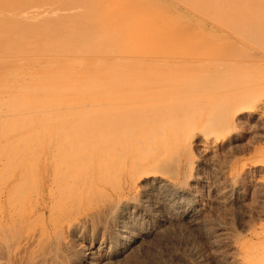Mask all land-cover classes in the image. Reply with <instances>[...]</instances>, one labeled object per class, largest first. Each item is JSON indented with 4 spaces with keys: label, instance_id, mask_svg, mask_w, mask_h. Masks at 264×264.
Returning <instances> with one entry per match:
<instances>
[{
    "label": "bare ground",
    "instance_id": "obj_1",
    "mask_svg": "<svg viewBox=\"0 0 264 264\" xmlns=\"http://www.w3.org/2000/svg\"><path fill=\"white\" fill-rule=\"evenodd\" d=\"M116 1L59 0L56 3V0H48L47 2L46 0H0V104L2 105L4 103L8 105L9 100L15 98L20 99H15V101L13 102L16 103L8 105L7 107L0 106V117H7L11 120H14L12 118L16 119V117L20 120L26 119V121H24L27 122V124H30V122L27 121V115L31 116L35 121H37V119L35 118L38 117V114H43L45 113V111H48V113H56L57 117L59 118V116H61L62 114V107H65L61 106V103L66 96H70V101L75 99L80 100L81 97L78 98L77 95H85V92L84 94H82L83 91L81 88H85L87 91L88 88L86 87H95L96 85L104 86L106 84L108 88L103 89L104 87H101L102 91H105L107 89L105 91L106 94L109 93L108 89L115 88L112 89L111 95L107 94L110 95L108 96L109 105L107 103V105H105V102H102V104L104 103L105 105L103 106V108L102 106H95L93 108L94 110H91L92 108L90 107V110L92 112H89L88 114H92L91 116H93L91 118L92 123H88V121L86 122L87 124L91 123L92 125H94V129L99 126L97 125L98 123H96V121L98 119H101L100 117H103L104 121L107 122V125L103 124L104 128L106 126L103 132H101L102 129H97L96 134L99 136L97 138L95 136V142L90 141L93 142L92 148L91 145L89 146L90 149H93L94 147L98 146V143L96 144V141L99 142V139H103L101 142L105 141L106 145H102L103 147H105V150H96L94 148V151H90V149H86L87 147L84 145L85 149L82 150L80 148V150H65L58 152V155L60 156L59 163L62 165H66L63 166V168L65 167V170L70 166L75 167L78 170L77 172H73L72 174L67 173L69 174L68 179L65 181L63 180L62 183L59 182L61 184L59 188L60 190L59 192L57 191V193L55 191V196H53V199L51 198V200H53L54 202V205L52 207H56L59 212L55 209V215L53 214V212H51V215L53 216L49 217V219L52 221L57 220V216L63 219L62 223V219L59 218V223L61 222L62 224H57V220L56 225H60L59 229L55 228V222L53 223L54 225L51 224L52 227L54 226L53 228L56 232L55 236L59 241L65 234L77 236L80 233V230L83 229V226H91L97 220H99V222H104L105 226H110L113 233L111 236L109 235L110 237H108L107 241H105V247L110 249L107 250L106 248L105 250L109 251L110 255H118L122 252L126 253L127 250L131 249L130 246H133L131 244H133L138 237V234H136L134 230L136 225L141 223L140 221L153 220V223L158 227H161L162 231L165 230V225L167 223L172 222H180V224H178L180 225L179 227L189 229L187 231L194 229L196 225H198V221L202 217L199 218L200 215H198V217H195L194 211H196L197 209H195L194 206H190L191 202L189 204L187 203V196L190 194L187 182L185 181L186 178H184L187 162H183L184 160L179 161V155L177 154L179 152V149L182 148L186 142L190 144L197 141L196 143L202 144L209 149L220 144V136L217 137L218 135H209L208 131L205 130L207 126L209 127V125L206 126L208 122L209 124L215 123V121H211L214 120V116L216 117V112H218L219 114V111L225 109L227 112L228 109V107L221 105L223 107L219 108L218 111H216V106L219 105L220 102L222 103V101L218 102L216 98L215 102H212L214 101L212 100V98L215 99L214 96L219 97V95L216 94V92L218 93L219 91H217V88L215 87H219V85L222 86L219 82L220 79L223 78V80H221L223 82L227 81L226 83H224L226 84L225 86L227 87V90H229L226 99L231 104L230 107H233V114L235 113L236 115H239L246 113L247 116H253L255 114L259 115L260 113V117H262V112L260 111L263 110L264 107V86H260L264 82V78H262V75H264V64L261 65V67L259 66V69L261 68L260 72H256L255 70L257 68L255 69L252 67L256 66L254 64H250V67H252L253 70L255 69V72H253V70H250L249 68V71H247V69L244 72L242 71V73L249 72L254 74L252 77L253 80L250 76H248L249 78H251V81L247 80L246 82H239L241 78L240 76H237L234 79L240 78L237 80L238 83L234 79H232L234 77L233 75H239L237 71H234L235 69H233V71L231 69L229 70V72L232 71L235 73H232L233 77L231 76V78L228 77L231 75V73L228 74V71L227 73L226 71L224 72L225 69L221 67L228 66L229 68V65H220L219 68L217 67V65H215V67H211L213 69L210 68L211 64L224 60L230 54V52H243V48L245 47H243L238 42L246 43L248 46L251 45L253 51L254 48L257 47L260 49H264V11L262 12V10L264 9V0H177V2L182 5H187L190 9L198 14V17H196V19H193V22L190 23L191 25L194 24L192 29H194L196 32L192 29L186 31V23L183 24V28L179 25L180 29L178 28V31L175 30V27L172 24V22L174 23V20L172 21L173 13L170 11H162L161 8H158V6L154 5L156 1L153 4V2H150L149 0H147V3H145L146 0H142L143 2L145 1V5L139 6L141 5V0H119L120 6L116 4L119 7H117L118 10L115 9L114 12L110 10V6L113 2L117 3ZM59 2H61V4H59ZM63 2L64 5H62ZM146 4H151V6L147 5V9L145 11ZM143 6L144 10L142 12L139 11L140 7ZM108 8L110 10V13L107 15ZM79 9L81 10L80 12L78 11ZM95 9L99 14L97 19L98 21L96 20V22L92 19V17H90L92 16L91 10ZM260 9L262 13L260 12ZM96 11L93 12L96 13ZM143 12L145 14L144 16H147L146 19L148 20V23L146 24L147 27H145L147 28L145 30V34H143L142 32V24H144L145 21L147 22V20L144 21V19L142 18ZM105 14L107 16H105ZM223 14L226 15V17H224ZM262 14L263 16H261ZM205 15H210V18H208L211 19L210 21L214 24V26L217 27L218 30L210 31L203 25V21L205 20L202 18L206 17ZM100 16H102V18H105L102 19ZM223 30L231 31L235 35V38L238 40V42L234 39L232 41H229L227 44H220L219 42L221 39V32H223ZM213 33H215V37H211L210 43L207 44V42L205 41L206 38L203 37L206 35H212ZM256 51H258V53L260 54L259 49L255 50V52ZM156 52L211 53L207 54L206 56H198L193 62L190 61V67L188 66L181 71L178 70L166 74L161 79H157V77L154 76H157V73L159 72L151 70L155 66L157 67H155L153 70L158 69L159 62L161 64H167L172 60L180 57V55L175 53H168L160 58H157L158 54H156ZM257 59L258 58H256V60ZM262 59L263 58L261 57L260 60ZM256 60L254 61L256 62ZM143 65H146V67L150 70L146 71L147 69H143L146 68ZM202 66L209 67V72L206 71L207 69H205V74L193 73L195 69L198 70ZM140 69L142 70V72ZM214 69H216L215 73H213L212 71ZM222 69L223 72H221ZM147 72H149L148 74L154 72V74L148 75L146 74ZM209 73L210 77L212 76V79H208L207 74ZM256 73L258 76H260L259 73H261V79H263L261 80V82L259 79H256L258 82H260V84L258 85L253 82L255 80L254 78H257V76L255 75ZM225 74L226 76H221ZM215 75H218L217 77H220V79L216 80L217 77ZM208 80H210V82ZM212 83H215L213 85L217 86L213 87ZM230 83L231 86L228 87V84ZM158 84H162L165 87L169 88H173L176 86L182 87L191 84L193 86L201 85L198 86L201 88H198L197 86L196 87L200 90L203 89L202 93L203 91L205 92L206 90H208L210 87H212L214 90L216 89V92L212 90L214 94L211 91L208 92L209 95L205 92L208 96L214 95L213 97H211V101L209 102L210 104H214V108L211 107L213 106L212 104L211 106H209L210 104L207 102L208 97L206 99L207 95H202V97L201 95L199 96L201 98H205L206 100L200 99L198 97V99L196 98L197 101L188 97L191 102L195 101V104H198V100H202V102L205 101V105L203 103L201 104H203L205 108L206 105L209 104L208 106L210 108H208L211 109L210 113L214 114L210 115L209 109H207V114L201 115L200 112L199 117L195 118L192 124H189L188 121L184 120V118L186 119V117L188 116L192 118V116L189 114L185 115L188 111V105H182V103H179L180 101L176 103L172 102V100H168L169 98L167 100H164V98L166 99V93L163 92L165 90L162 88L163 91H161V85L159 86ZM155 85L157 88V90L155 89L156 91L154 90ZM202 85L204 86V88ZM97 86L95 88L93 87L95 91ZM193 86L191 87V89L194 91ZM207 87L209 88L207 89ZM89 89L94 91V89L92 88ZM222 90L223 92L219 93L226 94L224 93L223 88ZM159 91H161L162 93H160ZM197 91L196 95L197 93H199V91ZM155 93H157L159 97H157ZM193 93L192 94L195 95V92ZM102 95H100V97L98 98L94 95L93 97L99 99L102 98ZM107 95H105V97ZM71 96H74V98H72ZM88 98L90 101L92 97ZM95 98H92L93 102H95ZM160 98H163V100H160ZM66 99L65 101L67 102ZM186 100L188 99L186 98ZM7 101L8 104L5 103ZM43 101L44 103H42ZM78 101L75 103H78ZM83 101L85 103V99H83ZM72 102H69L70 104L68 103V105H65L69 107V105L72 104L70 108L73 109V104L75 103L74 101ZM87 104L88 101L86 102V105ZM89 104L91 105L92 102H90ZM81 105L84 108L86 107L83 104ZM94 105L95 104L93 103V106ZM78 106L79 104H77L76 108H79ZM106 106L108 108V111L105 110L107 109ZM99 108H102L101 111H103V109L105 110L103 111L106 112L104 115L105 117L109 112L107 116L108 119H106L107 117L105 118L104 116H102L103 112L98 111L100 110ZM69 109H66V114H68V111H71V109ZM198 109H201V105L200 108L198 107ZM96 110L100 114H102L100 117L99 115H97L96 121L93 122V118L95 117L93 115V111L96 113ZM225 110L221 111V113L225 112ZM86 111L88 112L89 110L86 109ZM196 111L199 110H195V112ZM48 113L46 114L50 116V114ZM63 113H65V111ZM65 115L64 117L68 116ZM81 115H84L83 119H81L83 120V122L90 118V116L88 117V115L86 116L87 118H85V114L81 113ZM18 116H22L23 118H18ZM24 116L27 117L24 118ZM45 116L46 115L44 114L41 117ZM41 117L39 115V119ZM73 117H75V115H73ZM60 118L62 119V117ZM17 119L16 121H18ZM30 120L32 121L31 124H33L34 120ZM47 120L50 121L49 117L47 118ZM52 120H54L55 124L59 122V120L55 122L56 119L54 117L52 118ZM81 120L77 119L76 123H74L75 121L74 119H72L73 123H71L72 125L74 124V127L70 125L73 127L72 129L76 128L75 130H78L80 128L79 130H81L82 124L80 123L79 125H77L78 122H82ZM224 120L227 119L224 118ZM12 122H15V120ZM12 122L11 124L13 126ZM47 122L46 126L44 125L45 127H47ZM24 123L22 122V124ZM94 123H96V125ZM221 123L222 122L220 121V124ZM16 124H19L21 126V123L19 122H16ZM87 124L84 125L87 126ZM101 125L100 127L102 128ZM5 126L8 127L7 125ZM76 126L81 127L77 129ZM93 127L91 128L93 129ZM210 127L209 129L211 132H215L218 131L217 129H220L213 127L212 130L211 124ZM228 127L229 126H227V128ZM68 128L70 129L68 135L71 136L74 132L70 134V131L72 130L70 127ZM85 128L88 129L87 127ZM23 129L21 130L22 132L19 133L16 131L15 133L13 131L15 135L14 133L10 135L12 137L13 135L17 136V133H23ZM12 130L13 127H11L10 131ZM31 130L33 131V128ZM45 131L47 132V129H45ZM223 131H221L220 134H222ZM25 132L32 133L30 131ZM38 132L41 133L40 128ZM50 132H52L51 129ZM79 132L80 131H78L77 135L80 134ZM89 132L91 133L90 129ZM92 132L95 134V131ZM59 133L60 131L58 132V134ZM36 135H38V133H36ZM48 135H50L49 132ZM73 135L75 136L74 139L76 137V139H79V136H76V133H74ZM82 135L83 133L80 134V136ZM84 136L85 135H83V138ZM223 136L221 135L222 138ZM20 137L18 135V138L23 140ZM65 137L67 136L65 135L63 138ZM86 137H89V139L92 140L90 138L91 136L87 134V131L84 141H86ZM37 139L38 141L41 140L40 137L38 138V136L36 140ZM9 141L10 140H8V142ZM69 141L72 142V140L70 139ZM222 141L224 140L222 139ZM86 142H88V140ZM80 143L83 144L84 142ZM13 144L15 145V143ZM81 144L78 145L80 146ZM186 145H184V147H186ZM26 146L27 145H25V147ZM190 147L191 146H189V148ZM203 149H205V151L208 150L206 148ZM183 150L184 148L182 149V151ZM189 150H191V148ZM186 152L189 155L190 152L188 153V150ZM31 153L32 152L30 148V154ZM182 154L180 156H182ZM22 158L24 160L25 157L22 156ZM191 160L192 159H190V161ZM259 161V166L264 169V158H260ZM0 169L3 170L2 172H4V175L0 176V264H14V261H17L19 263L24 262L25 264H33L34 261H36L39 257L41 258L42 251L37 246L36 248L33 246V248L35 249H29L32 245H34L32 241V235L30 233H27L25 236H20L19 234L23 230L24 226L28 225L29 217L32 213L36 211H40L41 214L44 213V209L47 207V202L42 193L36 194L33 197L32 194L29 193L30 184L28 178L26 177L27 170L24 167L9 165ZM55 169H57V167ZM54 171L53 173L55 175H58V172H60V168L59 171L57 169L58 172ZM63 172L64 171H61L62 175L64 174ZM35 173L37 174L36 171ZM54 174L53 176H55ZM182 175L184 179H182ZM186 175H188L187 172ZM64 176L66 177L65 174L63 175V177ZM55 177L58 178L57 176ZM54 179L55 178H53L52 180ZM59 180H61L60 177ZM106 184L112 187V191L111 193L109 192V195H107L108 192L107 194L105 193L108 197L105 199V201L99 200L100 198L98 199V196L96 197L92 195L91 197V195H89L87 197V195H85V193L87 192L90 193L89 191L91 190H102ZM104 191L106 190L103 189V192ZM95 193L99 194L96 191ZM46 194L48 195V193ZM83 196H85L86 198L83 199ZM158 196H160V198ZM155 199L161 200L160 202L165 205L164 210L162 211L163 213L159 208H157ZM56 212L57 214H60V216L57 215ZM52 221L50 223H52ZM96 223L97 222H95V224ZM177 226L175 227V225H173V228L175 227L176 230H179L180 228H177ZM162 227H165L164 230ZM90 228L87 229L90 230ZM175 228L173 230H175ZM171 229L172 228H169V230ZM101 230L103 231V229ZM107 231L105 230V233ZM165 231L168 232V229H166ZM103 233L104 232H102V234ZM255 235L257 240L256 243H250L248 245H246L247 243H245V245L241 244L240 247L238 246L240 248L239 254L237 253V258H235V260H233V262L231 263L264 264V228L255 233ZM64 240L66 239H63V241ZM61 242L60 244H62ZM190 243L192 242L190 241ZM63 244H65V241ZM36 245H38V243ZM175 245L177 246L176 243ZM186 245L190 246L188 244ZM195 245L196 244H193V247ZM117 246H119L118 249L116 248ZM49 247V251L46 253L52 254V252L56 253V250L59 246L54 248L55 246L52 247L51 245H49ZM60 247H63V245H61ZM193 247L191 249H193ZM37 248H39V250H37ZM93 248L94 247L88 246V253L90 254V258L94 256L97 250V248L95 250H93ZM184 249L182 248V250ZM28 250H30V252L27 253ZM60 250H57L59 251L57 252L58 254L60 252L63 253L62 250H64V248L61 251ZM107 251L102 254L105 258L108 257L106 253ZM172 252L175 253V250H173ZM187 252H191L192 254V250ZM179 253H181V251ZM188 253L187 255H189ZM4 254L5 257L3 258L2 256ZM43 255L45 256V253ZM175 255L176 254H174V256ZM40 260L41 259H39L38 261L41 262ZM82 260H78L79 262L76 261L75 264H96L95 262H93V260H90L89 262H85L84 259ZM188 264H193V262Z\"/></svg>",
    "mask_w": 264,
    "mask_h": 264
},
{
    "label": "rangeland",
    "instance_id": "obj_2",
    "mask_svg": "<svg viewBox=\"0 0 264 264\" xmlns=\"http://www.w3.org/2000/svg\"><path fill=\"white\" fill-rule=\"evenodd\" d=\"M47 1L48 0H46V2ZM58 1L56 0V3ZM61 1H63V0H61ZM149 1L153 2V4L156 1L154 5L158 6V8H161L162 11H165V12L170 11L173 13L172 21L174 20V23L172 22V24L175 27V30L178 31V28L180 29V26L183 28V24H185V23H186L185 24V26H186L185 30L186 31L191 30L193 28L194 24L191 25L190 23L193 22V19H196V17H198L197 16L198 14L195 13L192 9H190L187 5H182L179 2H177V0H159V1L158 0H153V1L149 0ZM116 2L117 3L113 2L110 6V8H111L110 10H112L114 12H115V9L118 10L117 7L120 6L119 0H117ZM144 2L141 0V5H139V4L138 5L139 6L145 5V3H147L148 1L146 0V2L145 3ZM114 3H115V6H114ZM59 4H61V2H59ZM59 4H58V6H59ZM116 4H118L119 6ZM62 5H64V2ZM147 5L151 6V4H146L145 11L147 9ZM113 7H115V8H113ZM141 8H142V10H141ZM110 10L108 8V10H107L108 13L106 12L107 15L110 13ZM143 10H144V6L140 7L139 11L142 12ZM78 11L80 12L81 10L79 9ZM93 11L95 12L96 9L91 10L92 16H90V17H92V19L96 22L99 14L97 13V11H96L97 14L94 13ZM263 11H264V9L262 10V12ZM260 12H261V9H260ZM107 15L105 14V16H107ZM142 15H143L142 18L144 19V21L147 20L146 19L147 16L146 17L144 16L145 15L144 12ZM205 16L206 17L202 18L206 21V22L203 21V25L210 31L218 30L217 27L214 26V24L210 21L211 20V19H209L210 15H205ZM223 16L226 17V15H224V14H223ZM261 16H263V14ZM100 17L102 18V16H100ZM101 18H99V19H101ZM103 18H105V17H103ZM189 20H190V22H189ZM147 23H148V20H147V22L145 21V23L142 24L143 25V28H142L143 34H145V30L147 29V28H145V27H147L146 26ZM209 23H211V24H209ZM192 30L195 31L194 29H192ZM214 34L215 33H213L212 35H206L203 37V38H206L205 41L207 42V44L210 43L211 37H215ZM219 39H220V37H219ZM234 39L238 42V40L235 38V35L231 31L223 30V32H221V39H220L219 43L222 45L227 44L229 41H232ZM238 43H240L243 47H245V48H243V52H230V54L224 60H221L222 62L220 61V62H216L214 64H211L210 68L213 66L215 67V65H217L218 68L220 67V65H229V68H228V66H226V67L224 66L225 68L223 66H221L223 69H225L224 72L226 71V73H227V71H228V74L231 73V75L228 77H231L232 73L235 74L234 72H232L233 69H235L234 71H237V73H239V75H236V76L233 75L234 77L232 76L233 77V78L231 77L232 79L236 78L237 76H240L241 80H239V82L240 81L246 82L247 80L251 81V78L253 77L254 74L249 73V72L248 73L247 72L242 73V71L244 72L247 69H248L247 71H249V68H250V70H253V68H255V69L257 68L256 70L255 69L254 70L256 72H260L261 68L259 69V66L261 67V65L264 64V61H263L264 60V55H263L264 49L263 48L260 49L257 47L259 49L260 54H261L260 55L258 53V51L255 52V50H258L257 48H254V51H253L252 50L253 48H251L252 47L251 45L248 46L246 43H242V42H238ZM168 53H170V54L175 53V54L180 55V57L172 60L171 62H169L167 64H161L159 62V64H158L159 68L153 70L155 67H157V66H155L151 70V71L159 72V73H157L158 74L157 76L156 75L154 76V77H157V79L163 78V76H165L166 74H169V73H172V72H175L178 70L181 71V70L187 68L188 66L190 67V65H191L190 61L193 62L198 56H206L207 54H209L211 52H156V54H158L157 58H160V57H162ZM255 57L258 59L256 60ZM261 57L263 58L262 60H260ZM254 60H256V62ZM256 63H257V65H256ZM250 64H254L256 67L252 66L253 67L252 68V67H250L251 66ZM143 66L146 67V65H143ZM210 68L207 66H202L198 69L199 71L195 69V71H193V73L205 74V69H207L206 71H208V69H210ZM143 69H147L146 71L150 70L147 67L143 68ZM211 69H213V68H211ZM223 69L221 70V72H223ZM230 69L232 71L229 72ZM254 70H253V72H255ZM160 71H161V73H160ZM202 71H204V72H202ZM212 71H213V73H215L216 69H214ZM141 72H142V70H141ZM219 72H220V70H219ZM148 73L149 72H147L146 74H148ZM261 73H259L260 76H258L256 73L255 75L257 76V78H254V79L255 80L259 79L261 82V80H263V79H261ZM152 74H154V72L151 74H148V75H152ZM148 75H147V77H148ZM158 76H159V78H158ZM215 76L217 77L218 75H215ZM219 76H220V74H219ZM221 76L222 77L226 76V74L221 75ZM248 76H250L251 78H249ZM142 77H143V74H142ZM207 77L209 79L212 76L210 77V73H209V74H207ZM207 77H205V78H207ZM240 78H238V79H240ZM262 78H264V75H262ZM217 79H220V77H217L216 80ZM238 79H234V80L237 82ZM216 80H214V81H216ZM221 80H223V78L220 79V81H219L222 86H220L218 84L219 82L217 83L219 85L221 91H220L219 87H215V88H217V91H219V92H223L222 88L224 89V93H226V94L221 93L223 97L221 96V94L219 92L217 93L215 91L216 89L214 90L212 87H210V88L207 87V89L208 88L209 89L206 90L205 92L208 95H209V93H208L209 91H211L214 94V92L212 91V90H214L216 92V94L219 95V97L214 96V95L208 96L204 91L202 93L203 89H201V90L198 89V88H201V87H198L201 85L197 86L194 84L195 86H193L192 85L193 83L191 85L193 86L194 91L191 89V87H192L191 85H185L182 87L176 86L173 88H169V87H165L162 84H158L159 86L161 85L160 86L161 89L163 88L165 90V91H163V89L161 90L164 93H166L165 94L166 99L164 98V100H167L169 98L168 100H170V101L172 100V102L176 103V102L180 101L179 103H182V105H186V106L188 105L187 106L188 111L185 115L189 114L192 116V118L188 116V117H186V119L184 118V120L188 121L189 124H192L193 120H195V118L199 117L200 112H201L200 113L201 115L207 114L206 111H207V109L210 108L209 106H211V104H212V103L210 104L209 102L211 101V97H213V96L215 98V99L212 98V100H214V101H212L213 103L215 102L216 98H217L218 102L222 101V103L220 102L219 105H217V103H216V105L218 106V107L216 106V108H217L216 111H218V109L222 108L223 106L228 107L227 112L225 109H223V110H225V112L221 113V111H223V110L219 111L220 112L219 114H218V112H216L217 113L216 117L214 116V120L211 121V122L215 121V123H210L212 125V130H213V127L214 128H220V129H217L218 131L211 132L210 131L211 127H210L209 122H208V124H206V126L209 125V127H210V129H209V127L207 126L208 129L207 128L205 129L206 131H208L209 135H212V136L218 135L217 137L220 136V138H219L221 141V142H219L220 144L209 149V148L203 146L202 144L196 143L197 141L195 143L192 142L193 144L192 143L189 144L188 142H186L187 145L188 144L189 145L187 146L185 143L184 145H186V147H184V145H183V147L179 149V152L177 154V155H179V157H178V160L180 159L179 161L184 160L183 162H187L185 174H184V176H185L184 178H186L185 181L187 182V186L190 190V194L188 195L189 197L187 196V198H188L187 203L189 204L191 202L190 206H194L195 209H197L196 211H194L195 217H198V215H200L199 218L202 217L199 219L200 222L198 221L199 226L196 225L197 228L195 227L194 229H191L192 231L191 230L187 231L189 229H184L183 227H182L183 228L182 229L181 227H179L180 225H178V224H180V222H174V223L172 222L173 224L167 223L168 226H167V224L165 225L166 228L165 227L164 228H165V230L168 229V232H167L164 230L163 227L162 228L164 231H162L161 227H158L156 224L153 223L154 222L153 220H144V221L139 220L141 223L136 225L135 230H134V232L136 234H138L136 241L133 244H131L133 246H130L131 249L127 250L126 253L122 252V253H119L118 255H112V254L110 255L109 251H107L109 248L105 247L106 246L105 241H107L108 237H110L113 233H112V229L110 228V226H105L104 222H99V220H97V221H95V222H97L96 224L94 222V224L91 226L90 225H87V227L83 226L82 227L83 229L80 230V233L77 236L65 234V235H69V236L63 235L64 237L62 236V239H60V241H59V240H57V238L55 236L56 232L54 231L53 227L56 226L55 228L59 229L60 225L57 226L56 223L58 220L57 224H60L61 222L59 223V221L62 218L57 216V218L55 217L57 219L55 221H52L49 219V217L53 216V215H51L52 214L51 212H53V214L55 215L54 210L56 209V211H58L56 207H54V208L52 207L54 205V202H53V200H51V198L53 199V196H55L54 195L55 191H56V193H57V191L59 192V190H60L59 188L61 185L59 182L62 183L63 180L64 181L67 180L69 174H72L73 172H77V170H78L72 166L67 167L69 169L66 168V170H65L64 169L65 167L63 168V166H66V165H62L59 163L60 156L58 155V152L59 151H65V150H67V151L68 150L69 151L70 150H80V148L82 150V149H85V146L87 147L86 149H88V148L90 149V147H89L90 145L92 148V146H93L92 143L95 142L94 141L95 136H96V138L99 136L96 134L97 129L100 128V129H102V131L101 130L100 131L103 132V130H105V128H106V126L104 128V125H107V122L104 121L103 117H100L102 113L100 114L98 111H101L103 106H105L109 103L108 102V99H109L108 96H110L112 94V89H115V88L108 89L109 93H107V94H110V95L106 94L105 91L107 89L105 91H102L101 87L103 85L102 86L96 85L97 88L100 87L98 89L96 88V91L94 89L96 86L95 87L94 86L86 87V88H88L87 91L85 88H81L83 91V93L82 92L81 93L84 94V92H85V95H82V96L77 95L78 98L81 97L80 100L78 99L79 101L76 99L72 100V101H74V103L78 101V103L73 104V109L70 108L72 104L69 105V107L66 106V105H68L69 102L70 103L72 102V101H70V98H69L70 96H68V97L66 96L63 99L61 106H65L68 108L62 107V109H63L62 114L63 115L61 114V116H59V118L62 117V119L60 118L61 120L57 117L56 113H54V114L51 112L48 113V111H45V113H43V114H41V113L38 114V117L35 119H37V121L39 123L37 121H35L34 118H32L29 115H27L28 118L30 117L29 119L27 118V121L30 122V124H27V122H25L26 119L20 120V119H17V117H16V119L18 121H16L15 118H12L15 120V122H12L14 120H11L10 118L8 119L7 117L6 118L0 117V122H2V123H0V126H1L0 127V129H1V131H0V168L6 167L9 165H13V166L17 165L19 167H24L27 170L26 177L28 178L29 184H30V189H29L30 192L29 193L32 194V197L35 196L36 194L42 193V195L45 197V200L47 202V207L44 209V213L41 214L40 211H36V212L32 213L29 217L28 225L24 226V228L20 234L18 233L20 236L21 235L25 236L27 233H30L32 235V239H33L32 241H33L34 245L31 244L32 246L29 249H35L37 246L42 251V252L40 251L42 253L41 258L39 257L36 261H34L33 264H38L39 259H41L40 261L43 264H48V263L49 264H54V263L55 264H59V263L60 264H75L76 261H78V260L80 261V259L81 260L84 259L85 262H89L90 260H93V262H95L96 264L97 263L98 264H136V263L137 264L138 263L139 264H188V263H192V262H193V264H234L231 262H233V260H235V258H237V253L239 254V250H240L239 247L241 246V244L245 245V243H247L246 245H248L250 243H256L257 240H256L255 233H257L259 230H262V228H264V226H263V224H264V174H263L264 169H262V167L259 166L260 165L259 159L264 158V115H263L264 114V111H263L264 107H263V110L260 111V112H262V114H261L262 117H260V113H259V115L255 114L253 116H250V115L247 116L246 113L239 114V115H236L235 113L233 114V111H234L233 107H230L231 104L226 99L229 90H227V87L225 86L226 84H224V83H226L227 81L223 82ZM252 80H253V78H252ZM255 80L253 81L254 83H256L257 85L260 84V82H258L256 80L258 82L257 83ZM208 81L210 82V80H208ZM236 82H235V84H236ZM213 84H215V83H212L213 87L217 86V85H213ZM262 85L264 86V82L260 86H262ZM105 86H106V84L103 86L104 87L103 89L108 88L107 86L106 87ZM230 86H231V83L228 84V87H230ZM160 87H158V88H160ZM89 88L94 89V91L96 93L94 91L90 90ZM195 88H196V90H195ZM203 88H204V86H203ZM155 89L157 90L156 85L154 86V90ZM197 90L199 91V93H197V95H196ZM90 91H92V92H90ZM161 91H159V92L162 93ZM192 91L195 92V95H193L194 93ZM212 93H210V94H212ZM92 94L94 96H96L97 98L100 97V95H102V94L103 95H102V98L96 99L95 97H93ZM187 94H188V96H187ZM105 95H107V96L105 97ZM155 95L157 97H159V95L157 93H155ZM191 95H193V96H191ZM200 95H201V97H202V95H205V96L207 95L206 99L208 97L207 102L210 105L209 104H208L209 106L206 105V108L204 106L205 101L202 102V100H198L200 103L198 102V104L197 103L195 104L194 103L195 101L191 102V100H190V99H194L197 101V99ZM71 97L74 98V96H71ZM88 97L95 98L96 100L95 99L94 100L96 103L93 102L92 98L89 101ZM188 97H190V99ZM201 97H199V98L203 99V100L205 99V98H201ZM209 97H210V100H209ZM66 98H69V99H66ZM105 98H107V99H105ZM174 98H175V100H174ZM186 98L188 100H186ZM219 98H220V100H219ZM15 99L20 100L19 98H15ZM15 99L9 100V104H8V101L5 103H7L8 105H12L13 103H16V102H13V101H15ZM65 99L67 100V102L65 101ZM83 99H85V103H84ZM106 100H107V102H106ZM160 100H163V98H160ZM189 100H190V102H189ZM87 101H88V104L90 102H92V104H91L92 106L90 104L86 105ZM102 102H105V105H104V103L102 104ZM42 103H44V101ZM93 103L95 104L94 106H93ZM201 103H203L204 105ZM77 104H79V106H78L79 108H76ZM81 104L85 105L86 107L84 108ZM5 105L6 104H4V103L2 105L0 104V106H3V107L8 106V105H6V106ZM200 105H201V109H198V107L200 108ZM212 105L213 106H211V107L214 108V104H212ZM221 105H223V106H221ZM95 106L96 107L102 106V108H99L100 110H98V111L96 110V113L93 111V113H94L93 115L96 117V118L95 117L93 118V122L96 121L97 115H99V117L101 118V119H98L96 121V123H98L97 125H99L96 127V129H94L95 126L91 124L92 123L91 118L93 117V116H91L92 114H90V115L88 114L89 112L90 113L92 112L91 110H94L93 108ZM69 108L71 109V111L69 112L67 110L68 114H66V109H69ZM106 108H107V106H106ZM83 109L86 113L83 111ZM86 109L89 111L87 112ZM105 110L108 111V108ZM105 110L103 109V111H105ZM195 110H199V111L195 112ZM210 110L211 109H209V113L211 112ZM214 110H213V112H214ZM64 111H65V113H63ZM103 111H101V112H103ZM46 113L50 114V116L52 114V116L50 117ZM81 113L85 114V118H87L86 117L87 115H88V117L90 116V118H89L90 121H89V119L85 120V118H84L85 121L83 122V120H81V119H83L84 115H81ZM105 113L106 112H103L102 116H104ZM44 114L49 117L50 121L47 120L48 117H46V116L41 117ZM65 114L68 116H66ZM108 114H109V112L107 113L106 117L108 116ZM211 114L212 113H210V115ZM39 115L43 119H41V118L39 119ZM64 115L66 117H64ZM73 115H75V117L78 116L76 118L82 121V122H78V124H77V125H79L80 123L82 124L81 130H79L80 129L79 127H81V126H76L77 129L79 128L78 130H75L76 128L72 129L74 127L73 126L74 124L72 125V123H73L72 119H74V121H75L74 123H76V121H77V119L75 117H73ZM27 116H24V118H26ZM70 116H72L73 118ZM80 116H81V118H80ZM19 117L23 118L22 116H18V118ZM53 117L56 119L55 122H57L59 120L60 123L57 122L55 124L54 120H52ZM223 117L226 118L228 121L224 120ZM67 118H69V119H67ZM30 119L34 120L33 124H31L32 121ZM106 119H108V117ZM229 119L231 122L229 121ZM6 120L7 121L9 120V121L7 122ZM182 120H183V118H182ZM10 121L13 123V126H12ZM87 121H88V123L89 122H91V123L87 124L86 123ZM99 121H100V123H99ZM220 121L222 122L221 124H220ZM16 122L21 123V126L19 124H16ZM22 122L23 123L25 122V123L22 124ZM46 122L48 123L47 127H45ZM49 122H50V124H49ZM227 122H228V125H227ZM229 122H230V124H229ZM14 123H15V125H14ZM83 123L87 124V126H85ZM96 123H94V124L96 125ZM67 124H69V125H67ZM223 124H226V125H223ZM5 125H7L8 127H6ZM27 125H29V126H27ZM70 125H72L73 127ZM100 125L102 126V128L100 127ZM10 126L13 127L12 131H10L11 130ZM84 126L87 128L89 126L90 127L88 129H86ZM227 126H229L228 127L229 130H228ZM64 127H66V128H64ZM68 127H70L72 130V131H70L71 132L70 134H72L73 132L76 133V136H79V139H76L77 137L74 139V137H75L73 135L74 133L71 136L68 135L69 134L68 132L70 130ZM91 127H93L94 130ZM32 128H33L34 132L37 131L36 133H38V135H36V133H34L31 130ZM34 128H35V130H34ZM39 128H40L41 133L38 132ZM49 128L51 129L52 132H50ZM22 129H23V133L18 134L19 132H22L21 131ZM45 129H47V132L45 131ZM89 129H90L91 133L89 132ZM224 129H226L227 131ZM5 130H6V132H5ZM58 130L60 131L59 134H58V132H59ZM73 130H75V131H73ZM214 130H216V129H214ZM13 131L18 132L16 134L17 136H14L16 132L14 133ZM25 131H28V132L30 131L32 133H27ZM53 131L56 133H54ZM66 131H67V134H66ZM78 131H80L79 132L80 134L83 133V135H85V136H86V131H87V134H89V136H91L90 138L92 140H90L89 137H86L87 138L86 141L88 140V142L84 141L85 136L83 138V135L82 136H80V134L77 135ZM81 131H84L85 133L81 132ZM92 131H95L96 135ZM100 131H98V132H100ZM221 131H223L222 134H220ZM9 132H11V133H9ZM48 132L50 135H48ZM1 133L3 136L1 135ZM13 133H14V135L12 137L11 135ZM23 134H24V136H23ZM55 134H57V135H55ZM100 134H102V133H100ZM223 134H224V136H223ZM18 135H19V137L21 135L20 138H22L24 141L19 139ZM65 135L67 137L63 138ZM221 135L223 136V138L221 137ZM31 136L35 139H33ZM37 136H38V138L40 137L41 140H39V141H38V139L36 140ZM92 136H93V138H92ZM81 137H82V139H81ZM69 139L72 140V142L69 141ZM73 139H74V142H73ZM80 139H81V141H80ZM222 139L224 141H222ZM8 140H10V141L8 142ZM77 140H79V141H77ZM102 140L99 139L98 140L99 142L96 141V144L98 143L97 144L98 146L94 147L96 150L97 149L102 150V151L105 150V147H103V146H105L106 144H105V141L101 142ZM90 141H93V142H90ZM21 142H23V143H21ZM25 142H26V144H25ZM80 142H82V143L84 142V143L81 144ZM13 143H15V145ZM78 144H81L82 146L81 145L79 146ZM25 145H27V146L25 147ZM94 145H95V143H94ZM189 146H191L190 147L191 150H189L190 149ZM19 147H21V148H19ZM30 148H31V152H32L31 154H30ZM94 148L90 149V151L91 150L94 151L95 150ZM183 148H184V150H186V148H187L188 153L190 152L189 155L186 152L187 150L182 151ZM203 148H206L208 150L205 151V149H203ZM23 149H24V151H23ZM210 150H212V151H210ZM22 152H24V153H22ZM181 154H182V156H180ZM183 155H184V158H183ZM22 156L25 157L24 160H23ZM190 159H192V160L190 161ZM25 163H26V165H25ZM54 167L55 168L57 167L58 171L60 168V172H58L57 169H55ZM54 169H55V171H54ZM67 170L68 171L70 170L72 172H70V171L68 172ZM2 171L3 170L0 169V176L4 175V172H2ZM35 171L37 172V174L35 173ZM53 171L58 172L59 174L56 173L58 175H55L53 173ZM61 171H64L63 173L66 175V177L65 176L63 177L64 174L62 175ZM186 172L188 173V175H186ZM67 173H69V174H67ZM53 174L55 176H57L58 178L53 176ZM59 177L61 178V180H59ZM53 178H55L56 180L55 179L52 180ZM184 178L182 175V179H184ZM57 179H58V181H57ZM55 182H56L57 187L55 185ZM105 187L103 188L104 190H106L104 192H103V189L102 190H100V189L91 190V191H89L90 193L87 192V193H85V195H87V197L89 195H91V197H92V195L96 196V197L98 196L97 198L98 199L100 198L99 200L105 201V199L108 198L107 195H109L112 191L111 190L112 187L110 185L108 186L106 184ZM92 191L95 195L92 193ZM95 191L98 192L99 194L95 193ZM107 192H108V194H107ZM46 193H48V195ZM105 195H106V197H105ZM96 197H94V198H96ZM158 197L160 198V196H158ZM82 198L85 199L86 197L83 196ZM48 199H49V201H48ZM155 201H156L157 208H159L160 211L162 212L164 210L165 205L162 204V202H160L161 200L155 199ZM157 201H158V203H157ZM56 214H57V212H56ZM57 215L60 216V214H57ZM51 221H52V223H50ZM62 223H63V219H62ZM51 224H53L54 226L52 227ZM173 225H175V227L178 225L177 228L179 227L180 229L176 230V228L174 227L175 230H173L174 229ZM101 226H103V227H101ZM87 228H90V230ZM100 228L103 229V231ZM155 228L158 230H156ZM169 228H172V229L169 230ZM105 230L106 231L108 230V231L105 233ZM154 231H155V233H154ZM102 232H104V233L102 234ZM69 237H70V239H69ZM63 239H66V240H64L65 244H63L64 243ZM57 241H59V242H57ZM190 241L192 243H190ZM60 242L62 244H60ZM143 242H144V244H143ZM180 242H183L184 244L186 242V244H188L190 246H187L186 244L184 245L183 243H180ZM37 243H38V245H36ZM55 243H57V244H55ZM175 243L177 244V246L175 245ZM41 244H42V246H41ZM193 244H196L194 246L195 248L193 247ZM49 245H51L52 247L55 246L54 248L59 246L57 248V250L64 248L65 251L61 249L63 253L60 252L58 254L57 252H59V251H57V250H56V253L55 252H52V254L46 253L49 251L48 250L50 248ZM61 245H63V247H60ZM33 246L35 248H33ZM88 246L94 247L93 250H95L97 248V250H96L94 256H92V258H90V254L88 253V251H89ZM156 246H158V247H156ZM118 247L119 246H117L116 248L118 249ZM192 247H193V249H191ZM39 248H37V250H39ZM106 248H107V250H105ZM182 248L183 249L188 248V249L182 250ZM189 248L192 250V254H191V252H189V253L187 252V251H191ZM173 250H175V253L172 252ZM193 250H194V252H193ZM105 251H107L106 253L108 256L106 258L103 257V255H102ZM134 251H136V252H134ZM180 251H181V253H179ZM182 251H184L185 253ZM28 252H30V250H28L27 253ZM43 252L45 253V256L43 255L44 254ZM186 252L189 255H187ZM173 253L176 255L174 256ZM49 254H50V256H49ZM178 254H179V256H178ZM60 255H61V257H60ZM191 256H193V257H191ZM2 257L4 258L5 254ZM194 257H195V260H194ZM183 258H185V259H183ZM165 259H167V260H165ZM132 260H134V261H132ZM171 260H172V262H171ZM224 261H226V262H224ZM41 262H39V264H42ZM22 263L25 264L24 262H22ZM22 263L14 261V264H22Z\"/></svg>",
    "mask_w": 264,
    "mask_h": 264
}]
</instances>
